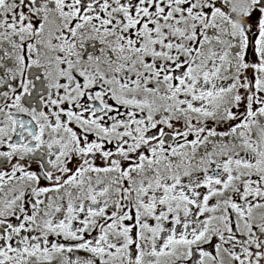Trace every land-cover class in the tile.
Instances as JSON below:
<instances>
[{"label": "snow or ice", "instance_id": "1", "mask_svg": "<svg viewBox=\"0 0 264 264\" xmlns=\"http://www.w3.org/2000/svg\"><path fill=\"white\" fill-rule=\"evenodd\" d=\"M0 264H264V0H0Z\"/></svg>", "mask_w": 264, "mask_h": 264}]
</instances>
